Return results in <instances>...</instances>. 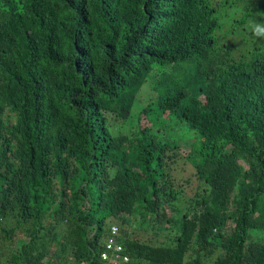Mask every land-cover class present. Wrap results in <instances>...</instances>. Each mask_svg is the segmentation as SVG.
Masks as SVG:
<instances>
[{
    "label": "trees",
    "instance_id": "16d2710c",
    "mask_svg": "<svg viewBox=\"0 0 264 264\" xmlns=\"http://www.w3.org/2000/svg\"><path fill=\"white\" fill-rule=\"evenodd\" d=\"M226 1L0 0V264H108L110 239L264 264V37Z\"/></svg>",
    "mask_w": 264,
    "mask_h": 264
},
{
    "label": "rangeland",
    "instance_id": "374dc122",
    "mask_svg": "<svg viewBox=\"0 0 264 264\" xmlns=\"http://www.w3.org/2000/svg\"><path fill=\"white\" fill-rule=\"evenodd\" d=\"M218 2L221 0H217ZM226 1V0H222ZM235 1V0H233ZM226 2H232L231 0H227ZM237 2V5H234L232 8L228 9L225 11L227 17L232 20V22L236 19L240 18V14L244 13L245 11L250 12V18L249 22L247 24V39L250 40V38H256V34L253 31L254 25H258L259 21L261 23L264 22V9L263 10H258L260 6H264V0H242V1H235ZM262 12V13H261ZM261 14V18L258 20V15ZM230 20L224 19L225 24H229ZM231 22V23H232ZM224 25V26H226ZM241 35L239 33L236 34L234 37L236 40H239ZM171 137L174 140H184L190 136L185 130H181L180 128L177 129L176 127H172L171 133H169ZM187 136V137H186ZM186 137V138H185ZM185 145V144H183ZM187 195L189 196L190 193L188 192ZM138 223L140 224V221L138 220Z\"/></svg>",
    "mask_w": 264,
    "mask_h": 264
},
{
    "label": "built area",
    "instance_id": "2783aa9c",
    "mask_svg": "<svg viewBox=\"0 0 264 264\" xmlns=\"http://www.w3.org/2000/svg\"><path fill=\"white\" fill-rule=\"evenodd\" d=\"M117 234L116 227L111 229V238ZM122 246L110 239L106 245L105 250L101 253V259L108 264H126L129 261V258L126 255H123Z\"/></svg>",
    "mask_w": 264,
    "mask_h": 264
},
{
    "label": "clouds",
    "instance_id": "9594fccd",
    "mask_svg": "<svg viewBox=\"0 0 264 264\" xmlns=\"http://www.w3.org/2000/svg\"><path fill=\"white\" fill-rule=\"evenodd\" d=\"M253 31L257 36L264 37V26L254 25Z\"/></svg>",
    "mask_w": 264,
    "mask_h": 264
}]
</instances>
